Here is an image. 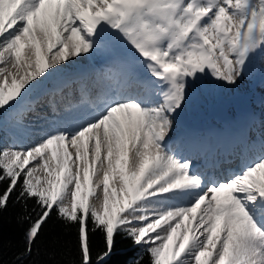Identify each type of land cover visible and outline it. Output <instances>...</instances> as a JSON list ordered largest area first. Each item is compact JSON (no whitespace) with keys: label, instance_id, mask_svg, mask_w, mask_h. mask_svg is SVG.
<instances>
[{"label":"snow or ice","instance_id":"snow-or-ice-1","mask_svg":"<svg viewBox=\"0 0 264 264\" xmlns=\"http://www.w3.org/2000/svg\"><path fill=\"white\" fill-rule=\"evenodd\" d=\"M262 51L264 0H0V128L5 114L21 126L55 74L107 58L51 131L0 148V211L13 195L39 209L25 254L55 212L77 228L79 264H93L95 230L105 237L95 264L121 233L148 264H264V140L223 178L170 143L198 82L235 86ZM101 186L102 204L89 203Z\"/></svg>","mask_w":264,"mask_h":264},{"label":"rangeland","instance_id":"rangeland-1","mask_svg":"<svg viewBox=\"0 0 264 264\" xmlns=\"http://www.w3.org/2000/svg\"><path fill=\"white\" fill-rule=\"evenodd\" d=\"M255 56V58L253 57L249 62L246 69L247 72H245L243 78L240 79L235 86H229L226 83L217 82L210 77L198 82V84L190 91L188 103L179 114L184 125L194 129L213 127L223 130L227 127V124L234 120L239 114L250 113L255 120L253 122L254 125L249 129L253 130L256 128V132L252 131L250 137L255 139L258 134H262L261 138H264V51L257 53ZM94 59L99 60L100 62H105L104 66L107 64V58L102 55H97ZM257 66L258 69H256ZM101 67V64H93V68L96 70H100ZM98 75L99 72H97L95 78ZM70 91H73L72 87L63 92L59 90L52 94L41 93L35 98V102L29 100L30 110L25 111L23 124L17 126L11 117L10 122L5 125L4 129L6 134L2 140L1 148L12 145H22L24 147L31 146L45 132L51 131L52 126H50V124L52 121L50 117L56 116L54 114L55 112L61 114L66 107H70L71 105V103H66L67 105L65 107L59 108V106H57L56 108H52V101L58 103V98L60 101H65L66 99H60V96L67 92L69 93ZM73 96L76 97V94L73 93ZM246 99L249 100L247 109H250V111L240 112L236 110V106H234L233 103L242 107L241 104ZM42 107H44V109H42ZM32 109L37 110L33 111ZM218 110H220V112ZM34 114H39V118H32ZM216 117L220 118L217 119ZM43 120L45 123L39 125L36 124V121ZM258 121L259 123H257ZM236 123L237 126L241 125V122ZM37 129H42V131L33 132V130ZM192 160L194 165L199 163L196 157L192 158ZM35 163L37 162L34 161L29 166H34ZM229 169L230 172L228 175L233 171H238L240 168L235 163H232L229 166ZM212 176L215 177L214 175ZM93 202L97 203L98 206L102 204L99 201H95L94 196H90L89 203Z\"/></svg>","mask_w":264,"mask_h":264},{"label":"trees","instance_id":"trees-1","mask_svg":"<svg viewBox=\"0 0 264 264\" xmlns=\"http://www.w3.org/2000/svg\"><path fill=\"white\" fill-rule=\"evenodd\" d=\"M246 100L242 103V109L247 108ZM2 119L0 148L6 134L4 127L10 122L11 115L5 114ZM5 186L0 184V188ZM38 211L34 200L17 201L15 195L7 207L0 211V264H79L77 228L65 223L55 212L43 225L31 253L25 254L26 232L37 218ZM89 235L95 264L96 256L105 250V237L99 230L90 231ZM114 241V249L106 259V264H135L141 256L142 264H148L147 254L134 245L130 238L121 233L115 235Z\"/></svg>","mask_w":264,"mask_h":264},{"label":"bare ground","instance_id":"bare-ground-1","mask_svg":"<svg viewBox=\"0 0 264 264\" xmlns=\"http://www.w3.org/2000/svg\"><path fill=\"white\" fill-rule=\"evenodd\" d=\"M105 62H100L94 59V57L80 60L78 63L69 65L63 69L60 73L55 74L49 80H47L41 87L35 89L32 95L29 97L30 101L35 102V98L41 94H52L59 90L64 91L73 88V91L62 94L60 99H66L58 103L52 101V108L59 106L65 107L66 103H71L76 97L73 93H77L79 83L82 78L92 80L95 79L97 72L99 74L105 70ZM93 64H101L100 70L93 68ZM95 95V91L93 96ZM86 111H91L90 106H83ZM33 111L37 109H32ZM65 110L61 113L63 115ZM39 114H34L32 118L38 119ZM46 116V115H45ZM51 121L56 119V116L50 117ZM253 115L250 113L239 114L234 120L227 124L223 130L213 127H205L194 129L192 127L184 125L180 116L175 119V126L173 129V138L170 143L173 146L179 147L182 153L186 156H191L199 161L195 166L206 172L207 175H214L216 178H222L228 176L230 169L229 166L235 163L242 167V165L250 158V151L248 145L251 141H260L264 138L262 134H258L255 139H252L251 132H256V128L251 130L254 125ZM36 124H43L45 121H36ZM236 122H241L240 126H237ZM259 123V121L257 122ZM52 126V123L50 124ZM246 126L245 130L243 129ZM254 128V127H253ZM52 130V129H51ZM42 129L33 130V132H40ZM251 139V140H250ZM190 142H195L197 147L193 148ZM210 170V171H209ZM239 170V169H238ZM209 171V172H208ZM95 180V177H93ZM96 195L100 196L102 203V186L96 189Z\"/></svg>","mask_w":264,"mask_h":264}]
</instances>
